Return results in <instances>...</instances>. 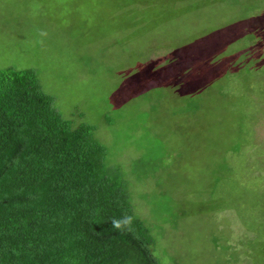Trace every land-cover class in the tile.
<instances>
[{"label": "rangeland", "instance_id": "obj_1", "mask_svg": "<svg viewBox=\"0 0 264 264\" xmlns=\"http://www.w3.org/2000/svg\"><path fill=\"white\" fill-rule=\"evenodd\" d=\"M263 10L264 0H0V70H35L64 118L96 127L163 264H264V71L192 95L168 85L165 64Z\"/></svg>", "mask_w": 264, "mask_h": 264}, {"label": "trees", "instance_id": "obj_2", "mask_svg": "<svg viewBox=\"0 0 264 264\" xmlns=\"http://www.w3.org/2000/svg\"><path fill=\"white\" fill-rule=\"evenodd\" d=\"M165 61L168 85L192 95L241 70L247 77L264 71V10ZM256 181L264 187V172ZM125 217L128 227H113ZM159 238L137 215L124 169L96 127L64 118L35 70L1 69L0 264H163Z\"/></svg>", "mask_w": 264, "mask_h": 264}, {"label": "clouds", "instance_id": "obj_3", "mask_svg": "<svg viewBox=\"0 0 264 264\" xmlns=\"http://www.w3.org/2000/svg\"><path fill=\"white\" fill-rule=\"evenodd\" d=\"M113 227L116 229H121L122 227H128L131 224V218L125 217L121 220H113Z\"/></svg>", "mask_w": 264, "mask_h": 264}]
</instances>
